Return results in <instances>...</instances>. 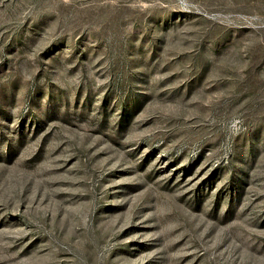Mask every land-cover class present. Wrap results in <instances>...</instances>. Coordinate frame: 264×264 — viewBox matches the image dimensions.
Instances as JSON below:
<instances>
[{
  "label": "rangeland",
  "instance_id": "374dc122",
  "mask_svg": "<svg viewBox=\"0 0 264 264\" xmlns=\"http://www.w3.org/2000/svg\"><path fill=\"white\" fill-rule=\"evenodd\" d=\"M0 264H264V0H0Z\"/></svg>",
  "mask_w": 264,
  "mask_h": 264
}]
</instances>
